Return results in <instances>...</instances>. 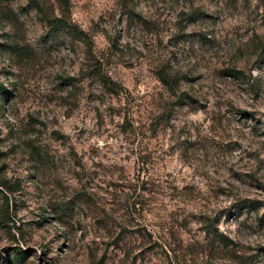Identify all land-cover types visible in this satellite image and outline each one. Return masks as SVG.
<instances>
[{
    "label": "rangeland",
    "instance_id": "374dc122",
    "mask_svg": "<svg viewBox=\"0 0 264 264\" xmlns=\"http://www.w3.org/2000/svg\"><path fill=\"white\" fill-rule=\"evenodd\" d=\"M0 264H264V0H0Z\"/></svg>",
    "mask_w": 264,
    "mask_h": 264
},
{
    "label": "trees",
    "instance_id": "16d2710c",
    "mask_svg": "<svg viewBox=\"0 0 264 264\" xmlns=\"http://www.w3.org/2000/svg\"><path fill=\"white\" fill-rule=\"evenodd\" d=\"M56 2H58L60 4V6L62 7H67L68 6V0H56ZM66 18L64 16H47L45 17V22H46V25L47 27L49 28L48 30V33L52 34V33H58V32H62L66 29V32L67 31H70L69 29V25L68 23L65 21ZM162 82L166 83V81L162 78L161 79ZM103 86L106 87V89L108 91H113L114 92V89L113 87H111L109 84H107L105 81L103 82ZM253 203L250 202V204L248 206H250L249 208H253L251 205ZM256 210V208H255ZM206 218H209V217H206ZM218 219L216 218H213L210 222H208L207 220L203 223L204 224V231H206L207 233L210 232V229L215 227V225L218 224ZM215 223V224H214ZM213 235L215 237H217L219 239V241L223 244L227 241V238L226 237H223L221 234L218 233V230L215 228L213 230Z\"/></svg>",
    "mask_w": 264,
    "mask_h": 264
}]
</instances>
